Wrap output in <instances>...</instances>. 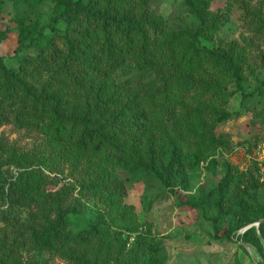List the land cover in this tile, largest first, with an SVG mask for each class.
Masks as SVG:
<instances>
[{"label":"trees","instance_id":"1","mask_svg":"<svg viewBox=\"0 0 264 264\" xmlns=\"http://www.w3.org/2000/svg\"><path fill=\"white\" fill-rule=\"evenodd\" d=\"M53 1L58 12L48 24L52 33L34 36L28 27L21 29L18 68L0 56V123L38 129L53 147L78 154L79 189L103 207L82 227L81 209H72L73 220L60 205L57 217L31 236L41 248L66 250L70 264H108L111 259L164 264L156 239L139 235L130 244L121 231L114 232L112 227L130 232L140 227L133 206L124 202L127 183L117 171H142L174 192L188 190L187 172L207 157L210 145L200 134L231 117L225 106L233 95L230 86L240 87L245 80L246 54L236 44L215 48L203 42L213 40L224 22L220 13L211 12L213 0H184L195 24L174 29L151 0ZM4 34L0 31V40ZM125 63L134 65L136 77L119 81ZM257 89L264 95V79ZM45 183L36 169L20 172L8 188L10 204H41ZM263 189L257 167L245 171L225 163L218 184L200 186L186 202L214 210L207 216L215 236L233 239L264 218ZM251 235L264 240V220L241 238ZM116 249L118 255H112ZM260 251L264 259L261 241ZM0 256L22 264L3 242Z\"/></svg>","mask_w":264,"mask_h":264},{"label":"rangeland","instance_id":"2","mask_svg":"<svg viewBox=\"0 0 264 264\" xmlns=\"http://www.w3.org/2000/svg\"><path fill=\"white\" fill-rule=\"evenodd\" d=\"M151 7L163 15L169 29L195 24L184 0H151ZM210 10L220 13L224 22L213 40L203 42L215 48L236 44L246 54L245 80L240 87L235 83L230 86L233 95L225 106L231 117L208 126L206 133L200 134L208 138L210 145L207 157L187 172L188 190L174 192L154 176L119 169L118 174L127 183L124 202L133 206L140 227L135 232L112 228L115 233L121 231V237L129 239L130 244L137 242L139 235L156 239L158 257L164 264H264L260 254V241L264 246V240L255 235L249 240L241 238L248 226L240 229L233 239L217 238L208 217L215 211L186 202L196 196L200 186L210 189L217 185L224 175L225 163L233 164L237 170L257 167L264 180V95L257 89L259 80L264 79V0H213ZM57 12L53 0H18V3L4 0L0 31L5 34L0 40V56L18 68L16 49L21 29L28 27L34 36L40 31L50 34L48 24ZM58 26L64 28L62 23ZM135 77L134 65L125 63L117 79L127 81ZM190 138L196 141L194 132ZM54 147L50 138L38 129L13 122L0 123V243L18 254L22 264H70V253L41 248L33 240L32 230L55 219L60 205L70 212L73 220L76 214L72 209L80 208L82 227L95 219L103 207L96 198L79 189L78 179L83 171L75 165L78 154ZM28 169L38 170L46 179L41 204L11 205L8 188L20 172ZM112 255H118V250ZM0 264L13 263L0 256ZM108 264L120 263L111 259Z\"/></svg>","mask_w":264,"mask_h":264},{"label":"water","instance_id":"3","mask_svg":"<svg viewBox=\"0 0 264 264\" xmlns=\"http://www.w3.org/2000/svg\"><path fill=\"white\" fill-rule=\"evenodd\" d=\"M264 220V218H262L261 220H259L258 222L256 223H253V224H250L247 228L253 226L254 224H256L258 227L260 226V223Z\"/></svg>","mask_w":264,"mask_h":264}]
</instances>
